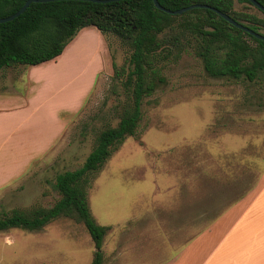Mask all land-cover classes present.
I'll use <instances>...</instances> for the list:
<instances>
[{
  "label": "rangeland",
  "instance_id": "rangeland-1",
  "mask_svg": "<svg viewBox=\"0 0 264 264\" xmlns=\"http://www.w3.org/2000/svg\"><path fill=\"white\" fill-rule=\"evenodd\" d=\"M235 8L254 12L238 1ZM126 51L117 38L87 27L56 64L36 72L39 94L48 96L44 87L57 79L53 87L60 90L54 99L57 105L93 86L82 107L67 117L60 141L20 178L0 188V209L50 207L58 200L56 175L84 163L104 119L112 125L117 122L112 110L121 96L113 92H122L113 81V64L122 67ZM5 73L15 75L10 69ZM163 75L166 85L143 104L137 136L126 139L91 182L87 203L98 225H121L146 206V212L156 208L159 217L167 208L183 206L186 195L190 221H196L198 212L197 220L208 223L261 184L264 77L251 82L213 79L190 54L170 63ZM132 221L125 227L128 234L119 231L122 236L111 226L103 242L105 259L124 250L127 238L142 236L140 222L133 229ZM94 250L83 226L71 221H58L38 232L0 233V264H90Z\"/></svg>",
  "mask_w": 264,
  "mask_h": 264
},
{
  "label": "trees",
  "instance_id": "trees-1",
  "mask_svg": "<svg viewBox=\"0 0 264 264\" xmlns=\"http://www.w3.org/2000/svg\"><path fill=\"white\" fill-rule=\"evenodd\" d=\"M27 0H0V18L16 13ZM171 12L193 5L180 15L154 6L153 0H120L92 3L58 0L31 3L12 21L0 23V71L37 66L55 60L84 28L117 38L127 51L122 67L113 64V81L121 92L114 106L116 124L104 119L94 132L93 147L84 163L56 175L59 198L50 207L0 209V233L12 230L42 231L58 221L82 225L94 245L91 264H104L102 245L110 227L98 225L87 203L95 174L119 150L126 139L136 137L143 104L166 85L163 71L182 55L197 58L213 79L255 81L264 77V41L237 29L215 11L264 35V13L248 0H157ZM254 12L237 10L235 2ZM264 7V0H255ZM147 102V101H146Z\"/></svg>",
  "mask_w": 264,
  "mask_h": 264
},
{
  "label": "crops",
  "instance_id": "crops-1",
  "mask_svg": "<svg viewBox=\"0 0 264 264\" xmlns=\"http://www.w3.org/2000/svg\"><path fill=\"white\" fill-rule=\"evenodd\" d=\"M52 63L56 60L10 69L13 78L0 71V188L20 178L60 141L67 117L82 107L93 86L57 105L54 99L60 90L53 88L57 79L44 87L45 96L39 94L41 81L36 74ZM261 177L258 188L249 190L208 223L204 218L197 220L198 212L196 221H190L186 195L181 201L184 207L167 208L159 217L156 208L146 212V206L121 225H107L110 230L105 238L111 226L122 236L119 231L128 234L125 227L129 220H133V229L139 221L142 236L127 238L125 249L110 260L103 253L104 264H264V175Z\"/></svg>",
  "mask_w": 264,
  "mask_h": 264
},
{
  "label": "water",
  "instance_id": "water-1",
  "mask_svg": "<svg viewBox=\"0 0 264 264\" xmlns=\"http://www.w3.org/2000/svg\"><path fill=\"white\" fill-rule=\"evenodd\" d=\"M52 1H58V0H27L24 5L13 15L6 17V18H0V23H5V22H9L14 20L15 18H17L19 15H21L28 7L31 3H46V2H52ZM80 1H87V2H92V3H108V2H114V1H120V0H80ZM255 8L259 9L260 11H262L264 13V7H262L258 2H256L255 0H248ZM154 6L159 9L160 11H163L167 14H171V15H180L183 12H186L188 10L194 9V8H208L207 6L204 5H193L187 8H183L174 12H171L169 10L164 9L163 7H161L158 3L157 0H153ZM214 11L220 16L222 17L225 21H227L228 23H230L231 25H233L234 27H236L239 30H242L250 35H252L253 37L264 41V35L260 34V33H255L252 30H250L248 27H245L242 24H239L237 22H235L232 18H230L228 15L223 14L221 12H219L218 10Z\"/></svg>",
  "mask_w": 264,
  "mask_h": 264
}]
</instances>
